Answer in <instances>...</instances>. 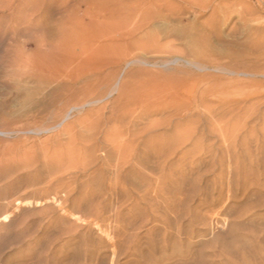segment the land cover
<instances>
[{"label":"rangeland","instance_id":"obj_1","mask_svg":"<svg viewBox=\"0 0 264 264\" xmlns=\"http://www.w3.org/2000/svg\"><path fill=\"white\" fill-rule=\"evenodd\" d=\"M0 264H264V0H0Z\"/></svg>","mask_w":264,"mask_h":264},{"label":"bare ground","instance_id":"obj_2","mask_svg":"<svg viewBox=\"0 0 264 264\" xmlns=\"http://www.w3.org/2000/svg\"><path fill=\"white\" fill-rule=\"evenodd\" d=\"M151 152L142 150L141 152L137 151L134 153L131 157L133 163L129 167L131 168L129 170H133L140 178H142L144 181H147L148 183L150 182L151 185L155 184L152 188L154 196L158 198L160 197L162 201H165L163 200L164 192L162 191L163 189L161 184L165 183L168 179V175H166V169L167 166L171 164V160L165 158L161 161L160 158H162L161 156L163 155L161 151L152 150ZM135 165H139L142 169L148 168L151 171L149 173H142L141 170L137 169Z\"/></svg>","mask_w":264,"mask_h":264}]
</instances>
